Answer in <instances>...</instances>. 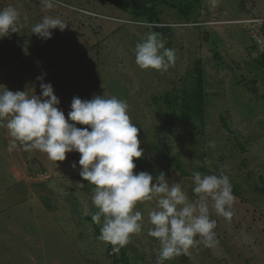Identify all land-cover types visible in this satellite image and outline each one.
<instances>
[{"label": "rangeland", "instance_id": "1", "mask_svg": "<svg viewBox=\"0 0 264 264\" xmlns=\"http://www.w3.org/2000/svg\"><path fill=\"white\" fill-rule=\"evenodd\" d=\"M6 6L19 11L22 27L0 39V85L39 95L36 77L45 74L43 82L52 84L66 119L74 96L125 100L143 149L133 158L134 172L154 177L164 172L170 182L181 183L191 201L198 199L193 171H223L243 198L233 204L231 220L217 215L208 198L218 242L198 243L163 264H242L244 259L264 264V67L257 62L264 52V0H199L187 18L158 0L160 19L169 25L160 38L176 54L166 72L135 63V46L153 25L107 0H58L51 9L41 0H0V9ZM44 16L67 25L50 30L52 37L43 40L31 28ZM198 61L202 120H186L179 109L169 116L164 100L193 79ZM3 123L0 264H120L114 260L121 252L130 264H157L160 244L148 235L155 199L137 203L142 231L114 253L110 243L95 236L88 219L98 209L92 203L95 186L79 175L80 153H66L64 161L55 162L47 153L26 150ZM209 141H215L214 148Z\"/></svg>", "mask_w": 264, "mask_h": 264}, {"label": "clouds", "instance_id": "2", "mask_svg": "<svg viewBox=\"0 0 264 264\" xmlns=\"http://www.w3.org/2000/svg\"><path fill=\"white\" fill-rule=\"evenodd\" d=\"M41 2L51 9L58 0ZM19 20L20 13L15 7L0 9V39L18 32L22 27ZM66 25L58 17L44 16L32 26L31 32L47 40L52 37L50 30L63 31ZM160 36L155 31L148 32L136 44L135 63L140 69L166 72L174 66L175 50L165 47ZM44 75L36 77L41 81L39 95L11 91L0 85V126L6 121L14 141L26 150L47 153L55 162L64 161L66 153H80L79 175L95 186L92 203L98 211L92 215V221L100 225V240L110 243L112 251L118 253L133 234L142 231V213L134 210L137 203L155 199L156 208L148 214L153 226L148 235L160 244L157 264L187 254L198 243L208 247L218 242L208 198L217 215L231 220L236 198L227 174L193 171L192 192L198 199L190 201L181 183L170 182L164 172L155 177L147 171L134 172L133 158H140L143 149L139 129L128 114V103L116 96L93 95L91 99L74 96L66 119L58 107L60 100L52 84L43 82ZM77 123L88 127H77ZM208 147L214 148L215 141H209ZM72 167H76L75 162Z\"/></svg>", "mask_w": 264, "mask_h": 264}, {"label": "trees", "instance_id": "3", "mask_svg": "<svg viewBox=\"0 0 264 264\" xmlns=\"http://www.w3.org/2000/svg\"><path fill=\"white\" fill-rule=\"evenodd\" d=\"M112 5L119 7L127 11L130 16L134 19H144L148 24L153 25V30L161 35L168 32L169 25H164L159 16V11L156 9V5L158 0H107ZM166 6L176 9L180 14H182L185 18H187L193 9L199 3V0H160ZM190 23V22H189ZM163 24V25H159ZM264 26V22L262 23ZM168 34V33H167ZM263 58L258 60L257 62L264 67V52L262 53ZM193 72L195 76L190 77L191 81L184 86L177 88H173V92L170 95V98L165 99V103L170 109L169 116H173L176 111L179 109L183 115V118L186 120L198 118L202 120L204 115V87H203V78L200 67V62L196 63V66L193 68ZM220 120L222 121V126L228 129V126L225 122L223 116H220ZM232 191L235 196L236 204L243 203V198L239 196L236 192L235 188L232 186ZM264 191V189H263ZM88 219L93 224V230L95 236L100 235V225L94 223L92 221V216L88 217ZM114 262H120V264H130L125 253L121 252V256L114 260ZM248 259H244L242 264H249Z\"/></svg>", "mask_w": 264, "mask_h": 264}, {"label": "built area", "instance_id": "4", "mask_svg": "<svg viewBox=\"0 0 264 264\" xmlns=\"http://www.w3.org/2000/svg\"><path fill=\"white\" fill-rule=\"evenodd\" d=\"M146 24H148V23H146ZM190 24H193V23H190ZM148 25H152V24H148ZM161 25H163V24H161ZM164 25H166V23ZM178 25H180V23Z\"/></svg>", "mask_w": 264, "mask_h": 264}]
</instances>
